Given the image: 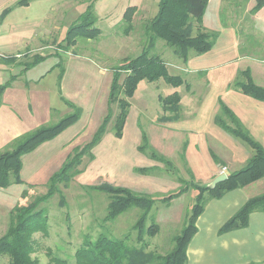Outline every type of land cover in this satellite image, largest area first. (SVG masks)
I'll return each instance as SVG.
<instances>
[{"label": "rangeland", "instance_id": "1", "mask_svg": "<svg viewBox=\"0 0 264 264\" xmlns=\"http://www.w3.org/2000/svg\"><path fill=\"white\" fill-rule=\"evenodd\" d=\"M15 1L0 0V12ZM30 1L29 7L15 8L10 19L17 23L18 29L24 25L27 29L37 23L39 25L35 26L34 38H27L25 44L19 46V52L11 54H19L14 63L0 62V84L12 80L11 74L16 76L11 83L15 85L11 95L16 99L22 121L25 122L20 124L29 130L55 124L72 113L73 109L65 104L62 97L80 106L83 113L73 127L23 157V184L0 188V237L10 226L13 207L27 205L47 192L50 176L61 168L75 149L90 143L111 107L112 119L102 141L92 150L94 158L86 155L80 166L81 172L75 174L69 183L60 184V193L43 204L48 212V228L44 233L34 234L36 244L32 259H36L38 264H57L55 259H66L69 264H76L75 255L85 237L95 239L99 234L116 239L129 236V245L143 248L146 253L166 255L173 249V239L185 227L195 204L198 190L191 183L207 187L213 181H209L208 175L214 165L210 153H217L220 157V164L217 165L221 167L225 162L221 159V153L252 154L253 150L242 140L226 132H217L223 130L214 124L212 109L196 110L194 103L197 99L206 102L202 86H196L198 93L195 96L185 98V107H189L190 111L181 127L198 128L203 125L207 133L205 137H193L183 131L185 129H182L183 132L172 130L161 119L168 113L163 110L159 96L178 91L181 96L187 97V91H182V87L174 88L163 79L140 83L131 99L124 135L122 138L114 136L118 107L116 104L110 106L108 102L113 71L125 59L137 56L148 45L146 27L158 12L159 0ZM211 1L209 19L217 25L216 13L220 9L219 22L225 27L233 26L239 35L240 54L264 57V40L255 32L254 15L250 10L256 0H229L227 4L224 0ZM90 3H94L95 26L101 29V36L97 39L79 38L75 45L67 46L65 36L68 28L87 11ZM134 5L138 8L134 16V29L130 35H125L123 14L129 6ZM260 21L264 23V17L260 16ZM152 53L169 62L171 74L189 80L192 73H187L189 70L186 67L183 69L186 72L176 68L175 62L180 59L175 55L174 48L159 39ZM37 55L45 57V60L22 72L20 64L33 62ZM29 102L32 104L29 105ZM31 106L36 112L34 118H30ZM189 145V152L197 153L196 157L190 156V163L186 155ZM13 147L11 142L0 149V153ZM152 151L169 159L173 169L153 160ZM246 163L230 161L232 168H227L225 172L240 170ZM137 167L156 169L141 174L135 170ZM102 183L127 187L135 194L155 198L185 188L187 184L189 189L169 205L156 201L148 214L146 228L155 223L160 229L154 236L144 232L142 239H139V232L134 226L144 211L133 206L116 219L105 222L110 197L90 188ZM263 184L264 180H259L247 188L251 198L264 195ZM205 196L208 197V194ZM62 199L64 205L61 204ZM8 260L7 256H0V264H7Z\"/></svg>", "mask_w": 264, "mask_h": 264}, {"label": "trees", "instance_id": "2", "mask_svg": "<svg viewBox=\"0 0 264 264\" xmlns=\"http://www.w3.org/2000/svg\"><path fill=\"white\" fill-rule=\"evenodd\" d=\"M209 1L159 0L158 12L148 22L146 27L148 45L137 56L125 59L124 63L113 71L108 102L110 106L111 104H116L118 107L113 127L116 138H122L124 135L132 106L131 99L142 81L156 82L163 79L174 88L185 84V80L181 76L170 73L167 62L161 56L152 53L159 39L163 40L167 46L174 48L175 55L185 63L189 60L191 53L200 56L213 49L219 33L206 30L204 27V15ZM29 3L30 0L16 1L12 6L3 10L0 22H3L15 8L28 6ZM263 7L264 0H256L251 13L255 15ZM137 10V6H129L123 14L125 35H130L134 29V16ZM95 22L94 3H90L87 11L68 28L65 36L67 46L75 45L79 38L97 39L101 36L102 31L95 26ZM16 59L17 55H0V62L7 64L14 63ZM44 60L45 57L37 55L33 62L20 64L22 72L36 67ZM239 75L232 88L255 100L264 102V87L254 82L251 70L241 71ZM61 77H63V72ZM15 78L16 76L11 75L12 80H15ZM12 80L9 79L0 84V106L2 105V97L7 88L11 86ZM62 99L66 105L73 109L72 113L55 124L44 125L24 133L12 141L14 145L12 150L0 153L1 189L23 184L24 180L21 175L23 157L34 152L42 144L55 139L79 121L83 109L65 97H62ZM159 101L163 110L166 113H171L170 116H163L161 118L163 121H175L180 118L181 96L178 91L168 96H160ZM218 104L219 112L215 116V124L226 133L246 143L253 150V156L243 168L229 172L228 178L219 183L214 189L209 186H201L198 183H191V186L198 190V194L190 218L181 233L173 239V249L166 255L146 253L143 248L129 245L127 243L129 236L123 239H116L106 234H99L95 239L88 236L85 237L76 252V264H152L155 262L156 264H188L187 249L197 232L196 222L203 213L207 202L212 199H220L230 191L244 188L264 178L263 144L251 135L241 119L221 98ZM111 119L112 111L111 107H109L107 115L94 133L90 143L75 149L74 153L68 156L61 168L50 176L47 192L36 197L27 205H16L13 207L10 226L7 232L0 237V256L8 257L7 264H38V261L32 259L31 255L35 251L36 240L34 234L44 233L48 228V212L43 204L47 203L55 194L60 193V184L69 183L75 174L81 172L80 166L86 155H90L91 159L94 158L92 150L102 141ZM143 140H146L145 134L143 135ZM210 154L213 160L219 163V157L214 152ZM151 157L153 160L161 161L167 165L170 170L173 169L171 167L172 162L166 157L160 156L153 151ZM155 169L156 167H137L135 170L141 174H148ZM188 186L189 184L185 188H179L168 195L158 198L135 194L127 187L114 186L110 183L92 185L90 188L104 192L110 197L107 214L104 217L105 222L116 219L133 206L141 208L144 212L135 224L134 229L138 230V238L142 239V233L146 232L154 236L160 229L155 223L146 228L148 214L155 202L160 201L169 205L173 199L186 193L189 189ZM205 194H208V197ZM61 204L64 205L63 199ZM255 211L264 212V195L250 198L221 227L220 234L246 228L249 224L250 214ZM55 262L57 264H69L66 259H55Z\"/></svg>", "mask_w": 264, "mask_h": 264}, {"label": "crops", "instance_id": "3", "mask_svg": "<svg viewBox=\"0 0 264 264\" xmlns=\"http://www.w3.org/2000/svg\"><path fill=\"white\" fill-rule=\"evenodd\" d=\"M224 1L226 4L230 2ZM211 3L212 1L210 0L204 15V27L206 30L218 32L219 37L213 49L208 53L200 56L191 53L186 63L182 60L175 62L177 70L182 71L186 67V69L189 70L187 73H192V75L189 77V80H185L179 75L185 80V84L180 87H182V91H187V94H185L187 97L181 96L179 93L181 96L180 118L175 121H166L165 124L177 132L187 131L189 135L193 137L197 135L205 137L207 133L206 130L202 128L203 125L198 126V128L181 127V124L187 121L190 111L189 107H185V98L195 96L198 93L196 86H202V93L206 95V102L203 103L200 98L197 99L196 103H194L196 110L202 111L204 109H212L214 113L213 122L215 124V116L219 112L218 101L221 98L241 119L251 135L257 141L259 140V142L262 141L264 143V102L255 100L232 88L240 72L246 69L251 70L254 82L264 87V57L240 54L239 35L234 30L233 26L225 27L219 22L218 16L220 9H218L216 13V17L218 18L217 25L209 19L210 16H208V11ZM30 5L31 3H29L28 6L22 7H29ZM254 6L255 5H253V7ZM4 9L1 10L0 16ZM13 11L3 22H0V55L18 53L19 46L24 45L27 38H34L35 26L39 25V23H37L31 29H27V26L24 25L18 29L19 27H16L17 23L10 19ZM260 16L264 17V7L254 15L255 32L264 40V23L260 21ZM167 64L169 65V62H167ZM183 71L186 72V70ZM13 87H15L14 84L7 88L2 97V105L0 106V149H3L6 145L24 133L32 131L22 126L25 122L22 121L20 115L21 111L15 103L16 99L11 95ZM30 104L32 103L29 102V105ZM33 107L34 106H31L32 113L30 118H34L36 113ZM170 115L171 113L166 114V116ZM182 129L185 130L182 131ZM217 132L223 134L222 132L225 131ZM190 148L191 146L188 147V153H186L188 160L191 159L190 156L192 157L197 154H191L189 152ZM215 154L217 155V153ZM252 156L253 153H221V159L225 162L221 164L223 166L219 167L217 165L218 163L213 161L214 165L208 174L209 181L221 175L224 168H226V171L227 168H232V166H230V161L235 163L241 161V163H245ZM252 184L244 188L230 191L220 199H212L207 202L203 213L197 219V232L190 241L187 249L188 264H264L263 211L252 212L249 216V224L246 228L229 231L223 234L219 232L221 227L251 198L250 194L247 192V188Z\"/></svg>", "mask_w": 264, "mask_h": 264}, {"label": "water", "instance_id": "4", "mask_svg": "<svg viewBox=\"0 0 264 264\" xmlns=\"http://www.w3.org/2000/svg\"><path fill=\"white\" fill-rule=\"evenodd\" d=\"M228 178V174L222 173L221 175L217 176L209 185L210 188L214 189L219 183L225 181Z\"/></svg>", "mask_w": 264, "mask_h": 264}, {"label": "built area", "instance_id": "5", "mask_svg": "<svg viewBox=\"0 0 264 264\" xmlns=\"http://www.w3.org/2000/svg\"><path fill=\"white\" fill-rule=\"evenodd\" d=\"M225 171H226V168L223 169V173H226Z\"/></svg>", "mask_w": 264, "mask_h": 264}]
</instances>
